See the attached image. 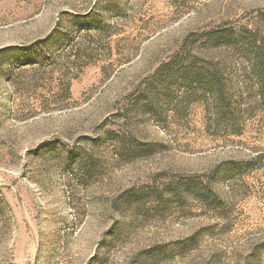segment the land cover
Here are the masks:
<instances>
[{"label":"rangeland","instance_id":"1","mask_svg":"<svg viewBox=\"0 0 264 264\" xmlns=\"http://www.w3.org/2000/svg\"><path fill=\"white\" fill-rule=\"evenodd\" d=\"M87 15L103 33L78 32ZM262 15L264 0H0V264H264V114L240 53L195 46L247 82L243 131L198 102L153 116L163 98L142 95L189 35L264 33ZM51 34L49 64L7 51ZM190 180L224 204L175 199Z\"/></svg>","mask_w":264,"mask_h":264},{"label":"trees","instance_id":"2","mask_svg":"<svg viewBox=\"0 0 264 264\" xmlns=\"http://www.w3.org/2000/svg\"><path fill=\"white\" fill-rule=\"evenodd\" d=\"M261 21L264 23V15ZM74 26L80 34L91 31L103 33L105 29L104 23L89 15L76 17ZM56 36L51 34L43 41L23 48L13 47L7 51L15 54V62L19 66L49 64L59 41ZM59 36L69 39L68 34ZM197 44L210 52L231 50L240 53L244 62L242 72L254 89L257 109L264 114V33L259 29L228 25L189 35L182 48L158 67L148 78L142 95L146 97L148 93L155 91L156 99L161 95L163 100L151 101L144 107L146 112L155 116L156 111L158 112L156 104L160 102L162 108H167L158 113L159 116L164 115L167 109L172 115H176L182 107L187 111L192 104L198 102L205 106L208 123L216 131H243L249 117L254 115H250L251 111L243 102L247 82L244 81L243 87L235 86L234 79L228 72L229 65L222 59L199 56L195 47ZM76 156L73 152H68V159ZM227 166L229 169L225 173L235 168L234 163H227ZM182 190L183 193L179 190L174 193L175 199L184 200L187 196L214 209L224 204L208 182L190 180L183 185Z\"/></svg>","mask_w":264,"mask_h":264}]
</instances>
